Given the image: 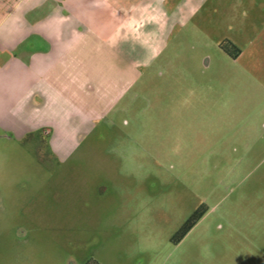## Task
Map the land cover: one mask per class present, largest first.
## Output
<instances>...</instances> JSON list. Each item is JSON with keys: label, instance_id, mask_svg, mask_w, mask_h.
I'll use <instances>...</instances> for the list:
<instances>
[{"label": "rangeland", "instance_id": "1", "mask_svg": "<svg viewBox=\"0 0 264 264\" xmlns=\"http://www.w3.org/2000/svg\"><path fill=\"white\" fill-rule=\"evenodd\" d=\"M196 2L150 66L90 52L69 113L0 124V264H264V0Z\"/></svg>", "mask_w": 264, "mask_h": 264}, {"label": "crops", "instance_id": "2", "mask_svg": "<svg viewBox=\"0 0 264 264\" xmlns=\"http://www.w3.org/2000/svg\"><path fill=\"white\" fill-rule=\"evenodd\" d=\"M197 7L196 0H0V108L5 112L0 124L35 129V112L56 108L59 115L69 113L65 94L71 90L75 99L83 97L82 88L75 86L81 58L90 52L127 75L134 73L135 62L150 66L156 58L150 43L164 36L159 28L189 19ZM104 42L111 45L108 52L98 45ZM134 49L137 58L130 55ZM6 90L13 96L6 97ZM101 95L83 109L71 106L77 111L69 117L76 139L86 125L80 112H101ZM74 118L80 119L78 126Z\"/></svg>", "mask_w": 264, "mask_h": 264}, {"label": "trees", "instance_id": "3", "mask_svg": "<svg viewBox=\"0 0 264 264\" xmlns=\"http://www.w3.org/2000/svg\"><path fill=\"white\" fill-rule=\"evenodd\" d=\"M230 47L232 48V50H235L237 54L240 53V51L233 44H231ZM221 48L224 51L229 52L227 50L226 44L221 45ZM233 57L236 58V56ZM202 217L203 212L201 210H197L175 235L173 239L174 243H179L186 236V234L200 221Z\"/></svg>", "mask_w": 264, "mask_h": 264}, {"label": "flooded vegetation", "instance_id": "4", "mask_svg": "<svg viewBox=\"0 0 264 264\" xmlns=\"http://www.w3.org/2000/svg\"><path fill=\"white\" fill-rule=\"evenodd\" d=\"M96 122H97V120H95V122H94V126H95ZM94 126H93V127H94ZM38 130H39V129H38ZM39 131H40V130H39ZM39 137H40V135H39ZM76 140H77V139H76ZM65 146H66V145H65ZM61 150H62V147H61L60 149H59V148H57V149L54 148V153H55V154H59V153L61 152Z\"/></svg>", "mask_w": 264, "mask_h": 264}]
</instances>
